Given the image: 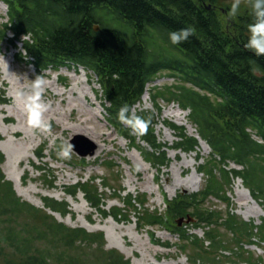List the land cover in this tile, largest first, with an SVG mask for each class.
I'll list each match as a JSON object with an SVG mask.
<instances>
[{"label": "trees", "instance_id": "trees-1", "mask_svg": "<svg viewBox=\"0 0 264 264\" xmlns=\"http://www.w3.org/2000/svg\"><path fill=\"white\" fill-rule=\"evenodd\" d=\"M0 1L9 8L8 22L0 24V46L8 43L18 49L22 44L38 72L69 65L94 71L110 102L107 110L112 125L125 131L124 136L130 137L134 145L131 127L118 119L120 109L127 106L131 116L147 92V85L165 72L177 80V84L158 92L153 104L159 112L163 110L161 101L176 102L183 110H190L199 137L210 145L213 154L211 161L203 159L199 171L207 177L205 189L168 202V218L172 220L168 229L182 240L181 251H194L193 264L218 263L217 259L227 258L224 252L234 256L238 248L241 259L234 263L257 264L251 256H245L250 252L243 243L254 244L257 233L264 242V220L260 226L244 221L230 208L226 192L232 180L240 178L256 201L264 200V143L253 139L249 132L256 130L264 141V55L257 56L244 47L248 39L245 27L220 21L203 0ZM254 13L255 10L246 22L248 29L255 20ZM95 25L100 26L99 31ZM182 28H190V36L172 44L169 32ZM26 35L30 39H25ZM19 56L22 61L24 53L19 51ZM138 117L148 125L147 132L140 135L142 141L153 148L143 154L148 161L153 159L165 166L166 147L157 145L153 121L145 114ZM171 125L182 130L177 149L197 152L198 139L188 138L184 128ZM4 162L5 156L0 153V264H131L116 250L106 249L103 232L71 228L49 211L42 212L24 201L6 179ZM231 162L242 169H230ZM105 163L107 168L112 165ZM79 183L72 194L84 190L88 202L107 216L102 194L93 191L88 181ZM211 196L229 204L225 214L198 207ZM45 200L46 208L52 212L68 214L64 202ZM140 200L130 195L124 201L135 209L138 225L143 219L145 227L166 224L161 214L150 213L148 208L145 218H140L139 207L146 206V200ZM192 207L196 208L193 212ZM112 213L115 218L124 215L117 207ZM179 219L197 222L191 226L206 230L210 245L188 234L189 225L186 231L180 229ZM220 227L233 235L236 249L224 246L218 235ZM212 251L221 255L212 258Z\"/></svg>", "mask_w": 264, "mask_h": 264}, {"label": "rangeland", "instance_id": "rangeland-1", "mask_svg": "<svg viewBox=\"0 0 264 264\" xmlns=\"http://www.w3.org/2000/svg\"><path fill=\"white\" fill-rule=\"evenodd\" d=\"M234 2L235 0H219L217 2L219 17L221 21L226 20L235 27L239 23V25L245 27V31L249 34L246 24L248 21H244L241 18L254 11L253 5L255 0H240L239 8L235 14L231 11ZM105 19L110 18L106 17ZM8 20V6L5 3H0V24L8 22ZM10 37H12L11 34ZM19 50L24 51L22 44H19ZM17 52L18 50L10 47L6 43L0 47V96H3L1 93L3 91L5 92L3 97L9 100V104L5 106L0 105V137L2 139L0 141V153L5 156L2 171L8 180L10 179L8 178L9 169L17 174H21L25 182L23 184L21 181V188L23 190L27 188L37 190L35 195H29L31 201L16 191L17 194L24 201L41 209L42 212L49 211L59 222L71 228H83L90 233L103 232L107 244L106 249L108 251L116 250L117 253L129 260L131 264H193L194 251L183 250L180 252L178 251L180 249L176 248L165 249L157 247L151 243L150 238V234L156 232V238L162 244H168L172 247L182 245V240L166 230L172 221L168 218L167 203L176 201L180 197L187 198L188 196L202 192L205 189L207 177L200 174L198 170L203 163V159L207 162L212 160V149L208 144V147H202L204 141L199 137L197 126L192 122L190 111L182 110L185 116L179 117L173 113H179L178 109H182L176 102L167 103L161 101L160 104L163 109L161 112L153 104V97L158 92H163L166 86L177 84V80L170 77L168 72H165L162 77L147 85V92L144 96L145 100L143 97L142 101L132 110V114L134 113L136 116L145 114L153 121V130L158 139L157 145L166 147L167 151L168 161L165 166H162L158 161L153 159H150V163L143 160L138 150L153 151V148L148 144L142 143L136 133L133 132L131 135L136 139V145L140 147L137 150L132 148V139L127 140L122 138L119 130H116L111 125L110 120L112 119L107 111L110 107V102L106 101L104 88L100 85V78L95 72L92 70L86 71L84 68L77 70L71 67L63 68L59 71L49 70L44 73H39L33 65L27 62L29 60L28 58L24 59V62L19 63V58L16 55ZM61 77L64 81H67L66 88L59 87L64 92L69 91L75 86L76 79L83 81V83L80 87L76 88V94L71 95L67 93L64 97L66 99L64 102H62V98L48 99L47 97L39 96L38 103L41 105V114H44L45 120L51 118L46 121V127L40 129L39 132L37 126L29 124L27 109L24 110V113L20 112V104L27 103L29 97L34 95L33 85L38 78L42 81L40 85L41 92H45L43 86L49 85L56 79L60 82L59 79ZM50 89L49 91L52 93L54 88L50 87ZM84 95H87L90 102H95L93 107L89 106V103L85 101ZM96 98L100 99L99 102L95 100ZM72 107L76 108L74 114V117H76L75 121L71 119ZM44 110H49L50 113H45ZM89 110L99 112L101 117L98 120L92 118V120L85 122L84 119L88 120L90 116L85 115V117H82L81 114ZM5 118H10L11 124L7 123ZM20 122L28 129V132H21L22 137L28 136L26 139L14 137L10 132H8L9 134L5 133V129L8 130L14 126H18ZM171 123L178 127H184L186 130L184 134L188 138L193 137L198 139L199 147L197 148V152L185 153L181 150L174 149V147H177L182 130L174 131L168 127V124ZM50 124L51 127H49ZM64 126L69 127V129L64 131ZM33 128L36 129L33 130ZM87 128L89 131H86ZM79 131H82V133ZM249 132L252 134L253 139L264 143L256 130H249ZM98 133L110 136L114 142L104 143L103 139L99 140L96 137ZM74 141L79 142L87 150L92 145L95 146L96 150L94 154L84 158L79 157L72 149V142ZM42 144L45 145L47 151L42 152L45 158L39 159L36 157V153ZM10 146L16 150V155L24 156V160L21 163L17 160L12 161L8 149ZM17 146H20V148H17ZM58 147L62 151H57ZM23 149L25 150L26 157L22 151ZM132 155L137 156L147 171L140 168ZM57 159L59 160L57 161ZM105 162H110L112 165L107 168V163ZM180 165L185 166L184 169L186 172L184 174H181L182 169ZM37 169H44L45 172L42 173L41 170L37 171ZM230 169L241 170L242 167L231 162ZM168 171L172 172L171 177L165 174ZM217 174L219 176V173ZM197 178H200V180L198 181ZM80 180L84 181V183L88 181L90 186H93L91 188L93 191L98 190L102 194L107 202L106 210L113 212V209L116 207L123 210L124 215L121 217L120 222L115 221L111 216L102 218L101 214L93 209L94 207L91 208V204L89 202L87 203L84 199V190H81L77 196L73 197L65 194L64 191L66 188L76 184ZM9 181L14 184L16 189V181L12 179ZM176 182L185 185V187L176 188ZM106 185H108V188H106ZM70 190H73V188ZM121 190L125 192L123 193ZM121 192L122 195L120 196ZM226 192L228 196L227 201L231 207L225 200L218 199L215 196H211L208 201L198 207L201 209L212 208L217 211H222L225 214L229 206L244 221L257 226L262 225L264 220V200L256 201L252 197L250 190L246 188L242 179H233ZM239 192H243L247 199L240 200ZM128 194L141 200H146V206L140 207V211L142 212L140 218H145L148 208L150 209V213L161 214L166 219V224L156 228H143L145 226L142 227L141 225H144L146 222L143 219L140 221L141 225H137V218L134 212L131 214L134 208L124 204L125 195ZM47 197L64 202L67 206L66 213L68 214L64 216L59 212L51 213V210L45 206V199ZM115 198L118 199L115 200ZM82 206L85 208L84 212L78 210ZM194 209L196 208L192 207L190 209L191 212L195 211ZM248 212L252 213V215H249ZM57 215L63 220H60ZM64 218L68 222H65ZM192 222L197 223L195 221ZM192 222L184 221L180 229L186 231V225H189V228L193 227L191 226ZM97 226L99 228H95ZM141 228H143V232L140 231ZM122 232L127 235L125 240H123V245L126 248L118 240L117 243L119 245L113 242L112 235L119 238ZM189 232L190 235L198 236L199 239L204 240L207 238L206 230L203 231L194 227V230L190 229ZM218 232L224 246L234 249L237 248L232 240L233 235L225 228L220 227ZM255 238L257 239V243L263 242L258 233ZM121 245L124 251L120 249L122 248ZM244 246L251 253H249L250 255L247 253L245 255L246 257L251 256L255 263L264 264V248L247 244ZM132 248H135L134 253L131 251ZM96 249L97 246L94 247V250ZM237 250L239 252L241 251L240 248ZM91 252L92 254L94 253L92 250ZM239 252L234 256H232L233 253L230 251L224 252L223 256H227L229 259L221 257L217 259L218 263L215 264H245L241 261L234 263L241 259L238 254ZM156 254H160V257L157 258ZM216 255L221 254H217L214 251L211 252L212 258Z\"/></svg>", "mask_w": 264, "mask_h": 264}, {"label": "bare ground", "instance_id": "bare-ground-1", "mask_svg": "<svg viewBox=\"0 0 264 264\" xmlns=\"http://www.w3.org/2000/svg\"><path fill=\"white\" fill-rule=\"evenodd\" d=\"M0 3H2V2H0ZM83 83V81H80L79 79H76V83H75V86L73 87V88H71L69 91H67V92H64L62 89H60L59 87H65V85H61V83L56 79L54 82H52V83H50L49 85H45V86H43V89H45V92H41V94H40V96L41 97H47L48 99H57V98H62V102H64L66 99L64 98L65 97V95L67 94V93H70L71 95H74V94H76V88H78V87H80V85ZM50 87L51 88H54V91L51 93V91H49V89H50ZM66 88V87H65ZM24 90H25V88H24ZM51 90V89H50ZM145 96V95H144ZM84 99H85V101L87 102V103H89V106H91V107H93V104L95 103L94 101H92V102H90L89 100H88V98H87V95H84ZM25 100V99H24ZM96 101H98L99 102V98H96L95 99ZM144 100H145V97H144ZM26 104L27 103H21L20 104V106H21V108H20V112L21 113H24V110L25 109H27L26 108ZM49 110H44V112L45 113H50V111L48 112ZM75 112H76V108L75 107H72L71 108V119L72 120H74L75 121V119H76V117H74V114H75ZM178 112L179 113H176V112H173L174 114H176V116H185V113L183 112L182 113V109H178ZM44 114H41V126H37L38 127V131L40 132V129H42V128H45L46 127V125H47V120H49V119H51V118H47L46 120H45V118H44V116H43ZM85 115L87 116V115H89L90 117L88 118V120H86V119H84L85 120V122H87V121H90V120H92V118H94V119H96V120H98L99 119V117H101V115H100V113L99 112H96V111H93V110H89V111H84V112H82V114H81V116L82 117H85ZM28 116H29V113H28ZM5 119H7V118H5ZM83 120V121H84ZM45 121V122H44ZM50 126H51V124H50ZM36 128H33V130H35ZM69 129V127H67V126H64V131H66V130H68ZM23 131H25V132H28V129L25 127V125H23V123L22 122H20L19 123V125L18 126H14V127H12V128H10V129H5V133L6 134H9L8 132H10V134L12 135V136H14V137H22V133L21 132H23ZM86 131H89L88 130V128L86 129ZM80 133H82V131H79ZM87 135V134H86ZM28 136H25V137H22L23 139H26ZM99 140H101V139H103V142L104 143H113L114 142V140L110 137V136H106L105 134H101V133H98V135L96 136ZM97 142V141H96ZM1 143V142H0ZM99 145V144H98ZM203 146H205V147H208V145H207V143L206 142H203L202 143V147ZM17 148H20V146H17ZM8 149H9V152H10V156H11V159H12V161H15V160H17L19 163H21L23 160H24V156L23 155H16L15 153H16V150L14 149V148H12L11 146L10 147H8ZM23 151V153H24V155H25V150L23 149L22 150ZM25 157H26V155H25ZM132 157L134 158V159H136V162H137V164L140 166V168H143V170L144 171H147V169H145L144 167V164L142 163V162H140L139 161V159L137 158V156L136 155H132ZM180 168L182 169L181 170V174H184L186 171H185V166L184 165H180ZM166 175H169L170 177L172 176V172L171 171H168V172H166L165 173ZM8 175H9V177L8 178H10V179H12V180H14V181H16V191L18 192V194H20L21 196H24V197H26V199H28V200H30V198H29V195L30 194H33V195H35L37 192V190L36 189H34V188H27L26 190H23L22 188H21V186H22V184H21V181L23 180V176L21 175V174H17L16 172H13V171H11L10 169H9V171H8ZM137 176L139 177V174L137 173ZM9 179V180H10ZM197 180L199 181L200 180V178L198 179L197 178ZM176 188H178V187H185V185H183V184H181V183H178V182H176ZM239 195H240V200H246L247 198H246V196L244 195V193L243 192H239ZM31 201V200H30ZM243 206H244V204H243ZM84 207L82 206V207H80V208H78V210L80 211V212H84ZM248 214L249 215H252V213H249L248 212ZM59 218H60V216L59 215H57ZM62 218H60V220H61ZM65 219V218H64ZM63 220V219H62ZM65 222H68V220L67 219H65L64 220ZM90 228H92V227H90ZM95 228H99V226H97V227H95ZM107 228V227H106ZM113 236V242H114V244H118L119 245V243H117V240L123 245L124 244V241L123 240H125V238H126V234H124L123 232H122V234L120 235V239L119 238H117V237H115L114 235H112ZM122 245H121V247H122ZM138 245H139V243H138ZM124 247H125V245H123ZM126 248V247H125ZM120 249H122L123 250V247L122 248H120ZM124 251V250H123ZM131 251H132V253H134L135 252V248L133 249H131ZM131 253V252H130ZM156 257L158 258V257H160V254H156Z\"/></svg>", "mask_w": 264, "mask_h": 264}, {"label": "clouds", "instance_id": "clouds-1", "mask_svg": "<svg viewBox=\"0 0 264 264\" xmlns=\"http://www.w3.org/2000/svg\"><path fill=\"white\" fill-rule=\"evenodd\" d=\"M240 0H235L232 4V13L235 14L239 8ZM255 10V20L249 25V35L244 47L252 51L255 55H264V0H255L253 5ZM192 30L190 28H182L176 31L169 32V39L172 44H179L185 41L190 36ZM42 81L39 78L33 85L34 95L29 97L26 104L29 113V124L33 126H41V105L38 103V98L41 94ZM129 109L127 106L122 107L118 114V119L130 126L132 131L136 134L143 135L147 132L148 125L143 119L136 116L134 113L129 116Z\"/></svg>", "mask_w": 264, "mask_h": 264}, {"label": "water", "instance_id": "water-1", "mask_svg": "<svg viewBox=\"0 0 264 264\" xmlns=\"http://www.w3.org/2000/svg\"><path fill=\"white\" fill-rule=\"evenodd\" d=\"M208 8H211V6H208ZM95 28H96L97 31L100 29L99 26H96ZM72 146H73V150L75 152H77L82 157H87L89 155H93L95 150H96V147L93 146V145H92V147L90 149L88 148L89 150H87L84 147H82L79 144V142H77V141L72 142ZM181 221H184V220L182 219ZM180 225L182 226V222H180Z\"/></svg>", "mask_w": 264, "mask_h": 264}, {"label": "flooded vegetation", "instance_id": "flooded-vegetation-1", "mask_svg": "<svg viewBox=\"0 0 264 264\" xmlns=\"http://www.w3.org/2000/svg\"><path fill=\"white\" fill-rule=\"evenodd\" d=\"M204 1V5L206 6V7H208V5H210L211 6V8H208V10H211V12H213L219 19H220V15H219V11H217V9H218V7H217V2L219 1V0H203ZM254 12V11H253ZM253 12L252 13H249L247 16H242V20H244V21H248L251 17H252V14H253ZM220 21H221V19H220ZM247 34H248V32H247ZM249 35V34H248Z\"/></svg>", "mask_w": 264, "mask_h": 264}]
</instances>
